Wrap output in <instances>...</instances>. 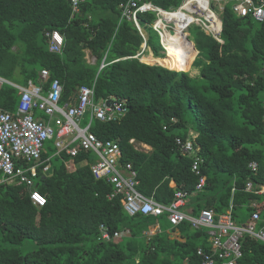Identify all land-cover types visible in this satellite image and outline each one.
<instances>
[{"label": "trees", "instance_id": "obj_1", "mask_svg": "<svg viewBox=\"0 0 264 264\" xmlns=\"http://www.w3.org/2000/svg\"><path fill=\"white\" fill-rule=\"evenodd\" d=\"M126 1L79 0L73 9L72 0H0V78L22 86L31 80L43 91L58 80L61 104L75 99L80 85L94 83L96 103L116 98L126 112L114 122L94 118L90 130L101 140L117 141L120 162L131 163L143 194L169 204L175 192L184 191L194 216L212 208L216 218L231 208L233 218L259 213L257 226H264V192H256L264 185V21L237 16L232 8L237 0H225L223 42L190 26L198 50L192 64L198 73L192 76L187 70L192 59L181 69L176 60L166 65L167 60L151 54L141 56L180 69L174 70L136 57L143 37L132 21L118 23L119 5ZM136 1L167 10L182 0ZM218 1L210 0L212 7ZM137 17L146 31L145 22L155 14L139 12ZM54 30L64 39L59 51L50 49ZM157 45L159 50L148 37L146 46L161 57ZM86 51L93 62L87 61ZM102 61L105 66L99 69ZM43 69L49 72L45 79ZM19 97L17 88L0 83L4 109L14 113ZM179 136L193 141L201 159L205 183L200 189L193 157L176 144ZM135 142L151 150L141 151ZM43 147L34 188L45 205L35 206L22 183L0 184V264H201L197 248L209 250L208 229L183 221L145 235L157 218L130 216L119 196L108 197L112 184L96 179L89 167L94 153H56L52 141ZM82 160L86 164L78 166ZM251 162H257L256 170ZM45 165L50 172L43 171ZM248 181L251 191L245 189ZM101 225L109 239L102 237ZM241 250L236 264H264L263 240L244 236Z\"/></svg>", "mask_w": 264, "mask_h": 264}, {"label": "built area", "instance_id": "obj_2", "mask_svg": "<svg viewBox=\"0 0 264 264\" xmlns=\"http://www.w3.org/2000/svg\"><path fill=\"white\" fill-rule=\"evenodd\" d=\"M78 2L79 0H72L73 9L77 8ZM120 8V20H132L142 37L137 14L153 12L155 19L145 23L158 34L162 52L169 54L172 47L186 60L187 53L193 49L192 39L187 35L188 27L196 25L214 36L220 34V24L210 9L209 0H182L178 6L167 10L151 2L139 4L136 0H127L120 4ZM234 9L240 16L251 15L258 21H264V0H259V3L242 0ZM220 10H223V6ZM63 44V36L54 30L50 34V49L59 51ZM103 66L104 61L100 68ZM48 74L49 72L43 69L40 77L45 79ZM2 81L17 88L20 97L14 113L0 106V184L14 180L23 183L30 189L29 197L34 205L43 206L46 202L45 197L33 189L32 178L41 164L40 155L44 143L54 139L57 153L65 151L75 156L82 149L96 155V159L91 163L92 174L95 178L105 179L112 184L113 190L109 198L120 196L123 209L128 215L166 216L172 225L189 221L193 227L208 229L211 242L209 250L197 248L201 264H236L242 255L241 239L244 236L264 241V227L257 226L260 218L257 212L252 213L245 223L238 224L231 215V209L220 213L216 218L212 208H202L198 216L186 213L182 210L187 196L184 191L176 192L169 204H161L142 194L138 189L139 181L132 165L120 163L121 150L117 141L101 140L90 130L94 118L116 121L126 112L124 102L116 98H107L96 103L94 83L92 86L83 84L77 88L74 104L69 103L73 99L61 104L62 86L58 80H54L47 91H43L42 84L33 83L31 80L24 86L0 78V83ZM36 110L43 112L46 117L36 116ZM85 114L89 115V121L81 127L80 121ZM176 144L183 154L193 157L191 167L199 176L196 188L200 189L205 183V178L201 175V159L196 154L193 141L177 137ZM249 166L256 170L257 162H251ZM49 168L45 165L42 169L49 171ZM234 188L233 186L232 191ZM245 189L252 190L250 181L246 183ZM256 192L261 191L259 189ZM100 229L103 231L102 237L109 239L107 228L101 225ZM113 236L117 237L119 233L114 232Z\"/></svg>", "mask_w": 264, "mask_h": 264}, {"label": "crops", "instance_id": "obj_3", "mask_svg": "<svg viewBox=\"0 0 264 264\" xmlns=\"http://www.w3.org/2000/svg\"><path fill=\"white\" fill-rule=\"evenodd\" d=\"M221 0H219L218 1V4L217 5H215V7L216 8H218L219 7V5H220V3H222V2H220ZM223 1V3L225 4V0H222ZM253 2H255V3H259V1H255V0H252ZM209 2H210V0H209ZM237 2H242V0H237L236 1V3ZM222 3V4H223ZM210 7H212V5H211V3H210ZM221 7V6H220ZM223 7H224V5H223ZM122 20H124V19H122ZM122 20H120V17H119V20H118V22H122ZM129 21H131V20H129ZM142 31V33H143V44H142V52H141V54L143 55V56H147V55H153L154 56V58L155 59H157V60H159L160 58H157V56H155V54H154V52H152L151 50H150V48L148 47V46H146V42H147V39H148V36H147V32L145 31V28L144 29H142L141 30ZM148 50V53L147 54H145L146 53V51ZM87 54H89V56H90V58H87V61H90V62H93L94 61V57L93 56H91L90 55V52L89 51H86V56H87ZM139 59L141 60V61H143L142 59H141V56H139ZM166 59H168V58H166V57H162V59H160L161 60V62H163L164 60H166ZM143 62H145V61H143ZM146 63H148V62H146ZM177 70H180V69H177ZM185 71H187V70H185ZM36 112H40V111H36ZM40 113H42L43 114V112H40ZM39 115V113H35V115L36 116H38ZM44 115V114H43ZM40 116V115H39ZM42 117V116H41ZM177 138V137H176ZM179 138H181V139H183L182 137H180L179 136ZM51 141H53V144H54V139H50ZM47 142V141H46ZM135 147L137 148V149H139V150H141V151H148V150H151V147L149 146V145H147V144H145V143H142V142H135ZM55 149H56V147H55ZM56 153H57V150H56ZM121 163V162H120ZM122 164V163H121ZM123 165V164H122ZM78 166H80V165H78ZM72 167H74V166H72ZM38 169V168H37ZM50 169H52L51 167H50ZM136 174H137V172H136ZM36 176V175H35ZM35 176H33V189H34V182H35ZM138 179V178H137ZM139 181V180H138ZM14 182H17V183H21V182H19V181H17V180H14V181H12L11 183H14ZM23 184V183H22ZM174 182L173 181H171V185L172 186H174ZM263 187H264V185H262ZM261 186V187H262ZM26 187V186H25ZM261 187H260V191L261 192H259V193H262V192H264V188H262L261 189ZM26 189L28 190V191H30V189L29 188H27L26 187ZM138 189H139V184H138ZM263 190V191H262ZM139 191L143 194V192L139 189ZM145 195V194H144ZM146 196V195H145ZM189 195L187 194V196H186V201H185V203H184V205L182 206V209L186 212V213H188V214H190V215H194L193 214V207H192V205H190L189 203H190V201H189V197H188ZM147 197H149V196H147ZM175 197V196H174ZM150 198H152L153 200H155L153 197H150ZM156 201V200H155ZM157 202V201H156ZM172 202V201H171ZM160 203V202H159ZM230 208H227L224 212H226L227 210H229ZM224 212H222V213H224ZM220 214V213H219ZM240 218V219H245V220H243L242 222H237V218ZM238 217H236V218H234L235 219V221L238 223V224H243V223H245L246 221H248L249 220V218L251 217L250 215L248 216V218L246 219L245 217L246 216H243V215H239ZM155 222V224H153V225H151L150 224V227H148V229L147 230H144L143 231V233L145 234V235H153V234H155L156 232H158V231H160V226H159V223H158V220H155L154 221ZM259 227H264L263 225H260ZM196 228H198V227H196ZM208 240H209V245L211 244V242H210V239L208 238Z\"/></svg>", "mask_w": 264, "mask_h": 264}, {"label": "rangeland", "instance_id": "obj_4", "mask_svg": "<svg viewBox=\"0 0 264 264\" xmlns=\"http://www.w3.org/2000/svg\"><path fill=\"white\" fill-rule=\"evenodd\" d=\"M220 2H222L223 3V1L221 0ZM222 3H220V5H219V10H220V8L224 5V3L222 4ZM221 6V7H220ZM216 11H218L216 8H214V12L216 13ZM219 12V11H218ZM215 18H216V21H218L219 22V18H220V15H215ZM213 22V25H215L216 24V22L213 20L212 21ZM140 27H141V29H144L145 28V26L144 25H140ZM188 30H189V27L187 28V35L189 36V38H192L191 37V35L188 33ZM194 32H195V30H193ZM146 32H147V36L149 37V39H150V41H153V43L156 45V49L157 50H159L158 48H159V46L157 45V42H159V36H158V34L157 33H155L154 31H152L151 29H150V26H148L147 28H146ZM213 32V31H212ZM196 33V32H195ZM141 34V33H140ZM143 34V33H142ZM171 34H172V32H171ZM198 33L196 34V36L198 37ZM196 37V38H197ZM149 48H150V50L152 51V52H154L153 50H152V48L150 47V46H148ZM148 53V50L146 51V53L145 54H147ZM158 53H159V51H158ZM193 53H194V49H192L191 48V50L187 53V56H188V58H187V60H190V59H192V61H191V63H190V65H189V68L187 69V70H189V73H190V75H196L197 73H198V69L196 68V67H194V66H192V64H193V61H194V56H193ZM160 54H161V52H160ZM170 54H166V52H164V57H167V56H169ZM160 56H162V54L160 55ZM87 58H90V56H89V54H87V56H86V59ZM157 58H160V59H162V57H157ZM176 60V61H175ZM161 61V60H160ZM174 61L180 66V68L182 69L184 66H185V64H186V62H184V65H182L181 64V60L180 59H178L176 56H172L170 59H168L167 61H166V65H169V64H173L174 63ZM155 63V62H154ZM157 63V62H156ZM150 64H153V63H150ZM167 67V66H166ZM168 68V67H167ZM170 69V68H169ZM172 69H174V70H177V69H175V68H172ZM88 122V115L87 114H85L82 118H81V121H80V126L81 127H84L85 126V124ZM84 164H86V162L84 161V160H82V161H79L78 163H77V165H84ZM37 181V178L35 177V182ZM248 211L246 212V214L247 215H245L246 217V219L248 218ZM241 215V214H240ZM155 220H158V223H159V226H160V228H161V230H170L172 227H174L172 224H170L168 221H167V218L165 217V216H162V217H159L158 219H155ZM243 220H245V219H240L239 217L237 218V222H242Z\"/></svg>", "mask_w": 264, "mask_h": 264}, {"label": "clouds", "instance_id": "obj_5", "mask_svg": "<svg viewBox=\"0 0 264 264\" xmlns=\"http://www.w3.org/2000/svg\"><path fill=\"white\" fill-rule=\"evenodd\" d=\"M240 3H242V2H237V3H234L233 4V6H232V8H233V10L235 11V13H236V15L237 16H239V17H246V16H250V17H252L254 20H256L253 16H251V15H244V16H240L238 13H237V11L234 9V7L236 6V5H238V4H240ZM155 5V4H154ZM119 8H120V5H119ZM214 8H216V7H210V9H211V11L214 13V15H221V13H222V11L221 10H219V7L218 8H216L218 11H216V13L214 12ZM163 9V8H162ZM143 13H145V12H143ZM120 18H121V8H120ZM216 19V18H215ZM126 20V19H125ZM132 21V20H131ZM256 21H258V20H256ZM133 22V21H132ZM218 22V21H217ZM118 23H120V22H118ZM133 24H134V22H133ZM219 28H220V34L218 35V36H214L213 34H211V33H209V32H207V33H209V34H211L216 40H218L219 42H223V40L221 39V37H220V35H221V31H222V21H221V17L219 18ZM119 25V24H118ZM118 25H117V27H118ZM135 25V24H134ZM192 26V25H191ZM173 33V32H172ZM192 37V36H191ZM192 39V44H193V49H194V52H195V56H194V59H195V57H196V55L198 54V50H197V48L195 47V43H194V40H193V37L191 38ZM64 45V44H63ZM161 45V44H160ZM142 52V51H141ZM141 52H139L137 55H136V57H138L139 58V56H143L142 54H141ZM161 54H162V56L161 57H164V52H162V49H161ZM141 62H143V61H141ZM102 63V62H101ZM143 63H145V62H143ZM146 64H149V65H161V66H164V67H166L165 65H163V64H160V63H153V64H150V63H146ZM101 65V64H100ZM167 68V67H166ZM99 69H100V66H99ZM2 107V106H1ZM3 108V107H2ZM4 109V108H3ZM6 110V109H5ZM88 121H89V119H88ZM93 122V121H92ZM88 123V122H87ZM86 123V124H87ZM85 124V125H86ZM92 124V123H91ZM121 150V149H120ZM86 151V150H85ZM121 157V156H120ZM95 159H96V155H95ZM94 159V160H95ZM93 160V161H94ZM92 161V162H93ZM91 162V163H92ZM91 163H89V167L91 168ZM126 164V163H125ZM131 164V163H130ZM124 165V164H123ZM134 169V168H133ZM49 170H50V168H49ZM135 170V169H134ZM94 176V175H93ZM96 179H100V178H96ZM102 179V178H101ZM107 181V180H106ZM109 182V181H108ZM113 190V189H112ZM176 193V192H175ZM108 197H109V195H108ZM120 197V196H119ZM45 201H46V199H45ZM45 204H46V202H45ZM44 204V205H45ZM161 204H163V203H161ZM35 206H37V205H35ZM37 207H41V206H37ZM231 209V208H230ZM183 210V209H182ZM184 211V210H183ZM142 215V214H141ZM152 216V215H151ZM155 217V216H154ZM160 217H162V216H160ZM166 217V216H165ZM157 219L159 218V217H156Z\"/></svg>", "mask_w": 264, "mask_h": 264}, {"label": "bare ground", "instance_id": "obj_6", "mask_svg": "<svg viewBox=\"0 0 264 264\" xmlns=\"http://www.w3.org/2000/svg\"><path fill=\"white\" fill-rule=\"evenodd\" d=\"M202 5L204 6V3H202ZM169 56H167L166 58H168V59H170L173 55L174 56H176L178 59H180L181 61V64H183L184 62H187L188 60H186V59H184L182 56H180V53L179 52H175L174 51V49L171 47V52H169ZM153 56V55H152ZM150 58H152V57H150ZM168 59H166V60H168ZM149 62V61H148ZM150 63H152V62H150ZM169 68V67H168ZM185 68V66L182 68V69H184ZM170 69H172V68H170ZM43 81V80H42ZM27 82V81H26ZM16 89V88H15ZM63 92V91H62ZM74 96V95H73ZM74 100V99H73ZM65 102V101H64ZM45 116V115H44ZM46 117V116H45ZM112 122V121H111ZM114 122V121H113ZM47 141H51V140H47ZM53 142V141H52ZM44 148V147H43ZM89 153H91V152H89ZM88 162V161H87ZM12 182V181H11Z\"/></svg>", "mask_w": 264, "mask_h": 264}, {"label": "water", "instance_id": "obj_7", "mask_svg": "<svg viewBox=\"0 0 264 264\" xmlns=\"http://www.w3.org/2000/svg\"><path fill=\"white\" fill-rule=\"evenodd\" d=\"M141 61V60H140ZM146 63V62H145ZM51 171V169L49 170V172Z\"/></svg>", "mask_w": 264, "mask_h": 264}]
</instances>
